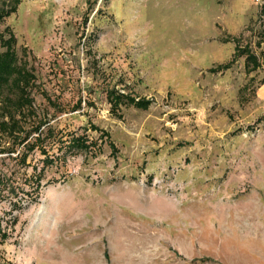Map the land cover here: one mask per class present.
Here are the masks:
<instances>
[{
  "label": "rangeland",
  "instance_id": "obj_1",
  "mask_svg": "<svg viewBox=\"0 0 264 264\" xmlns=\"http://www.w3.org/2000/svg\"><path fill=\"white\" fill-rule=\"evenodd\" d=\"M3 24L64 141L19 168L36 202L0 197V264H264V0H19ZM113 87L148 108L112 115Z\"/></svg>",
  "mask_w": 264,
  "mask_h": 264
},
{
  "label": "trees",
  "instance_id": "obj_2",
  "mask_svg": "<svg viewBox=\"0 0 264 264\" xmlns=\"http://www.w3.org/2000/svg\"><path fill=\"white\" fill-rule=\"evenodd\" d=\"M18 4L19 0H0V197H9L10 201H14V207L18 203L14 199L16 193L24 190L25 186L29 189L26 191L30 196L28 201H37L42 172L31 176L19 174V168L25 165L28 156L39 150L46 155V162L52 163L46 147L64 141L63 133L56 131L37 113L34 93L38 87L34 68L27 58L25 48H21V54L18 53L17 39L12 28L3 24L16 11ZM234 49V59L244 56L249 70L261 66L258 57L247 47L240 48L235 44ZM230 63L219 64L210 71L227 69ZM105 98L109 112L117 117H120L122 107L132 106L144 110L150 104L148 100L133 97L114 87L105 90ZM77 107H80V102ZM89 145L84 135L73 134L66 149L71 150V153L86 152ZM11 161L14 163L11 164ZM7 237L6 228L0 225V245Z\"/></svg>",
  "mask_w": 264,
  "mask_h": 264
}]
</instances>
